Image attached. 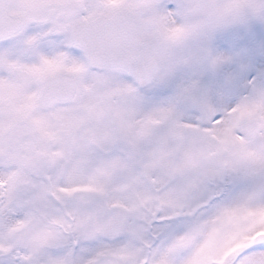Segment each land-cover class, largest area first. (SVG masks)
I'll list each match as a JSON object with an SVG mask.
<instances>
[{"label":"snow or ice","instance_id":"6c2138e0","mask_svg":"<svg viewBox=\"0 0 264 264\" xmlns=\"http://www.w3.org/2000/svg\"><path fill=\"white\" fill-rule=\"evenodd\" d=\"M0 264H264V0H0Z\"/></svg>","mask_w":264,"mask_h":264}]
</instances>
